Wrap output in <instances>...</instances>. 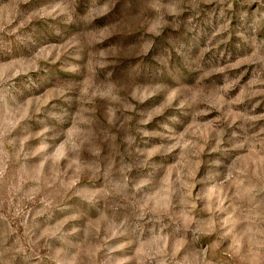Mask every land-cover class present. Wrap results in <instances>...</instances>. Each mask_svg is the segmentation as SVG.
<instances>
[{
  "label": "rangeland",
  "instance_id": "1",
  "mask_svg": "<svg viewBox=\"0 0 264 264\" xmlns=\"http://www.w3.org/2000/svg\"><path fill=\"white\" fill-rule=\"evenodd\" d=\"M0 264H264V0H0Z\"/></svg>",
  "mask_w": 264,
  "mask_h": 264
}]
</instances>
